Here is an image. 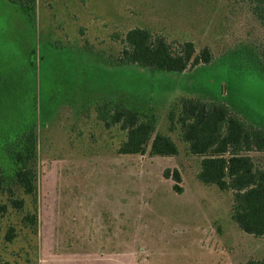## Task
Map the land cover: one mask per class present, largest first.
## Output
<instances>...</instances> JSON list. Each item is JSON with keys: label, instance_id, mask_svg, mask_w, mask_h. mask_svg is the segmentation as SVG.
Listing matches in <instances>:
<instances>
[{"label": "rangeland", "instance_id": "rangeland-1", "mask_svg": "<svg viewBox=\"0 0 264 264\" xmlns=\"http://www.w3.org/2000/svg\"><path fill=\"white\" fill-rule=\"evenodd\" d=\"M134 27L173 44L191 40L197 53L209 46L214 58L183 72L115 62L116 37ZM263 52L264 23L247 0H36L29 11L0 0V168L13 190L0 193V264L264 259V236L232 219L231 191L198 178L201 158L168 120L182 98L196 97L225 102L264 128ZM109 100L153 113L178 155L119 153L126 132L96 112ZM28 130L37 136L36 195L9 180L10 148ZM251 155L264 162V152ZM175 168L181 193L165 175ZM33 213L36 231L25 218Z\"/></svg>", "mask_w": 264, "mask_h": 264}, {"label": "trees", "instance_id": "trees-1", "mask_svg": "<svg viewBox=\"0 0 264 264\" xmlns=\"http://www.w3.org/2000/svg\"><path fill=\"white\" fill-rule=\"evenodd\" d=\"M11 1L19 3L24 11L36 4V0ZM247 1L252 12L264 23V0ZM116 38L123 44L114 58L119 63L183 72L199 64H208L214 58L209 46L197 53L191 40L173 44L163 34H153L144 27L131 28L124 37ZM262 58L264 64V52ZM96 112L106 127L118 126L126 132V139L117 150L119 153L178 155L175 139L157 131V118L153 113L140 112L122 100L103 101L96 106ZM168 120L169 131L177 130L187 151L201 158L198 178L222 191H231L232 219L244 232L263 237L264 162L257 163L251 152H264V128L246 120L225 102L196 97L182 98L169 110ZM9 154L14 164L10 182L22 188L26 195H36L37 136L34 130L21 134ZM165 175L172 177L175 181L173 189L181 193L179 170L167 169ZM6 182L7 177L0 168V193L5 190L13 193L11 187L5 188ZM11 201L14 207H23V199L12 198ZM25 218L36 231L37 214H27ZM13 236L10 228L8 240ZM247 264H264V259L249 260Z\"/></svg>", "mask_w": 264, "mask_h": 264}, {"label": "crops", "instance_id": "crops-1", "mask_svg": "<svg viewBox=\"0 0 264 264\" xmlns=\"http://www.w3.org/2000/svg\"><path fill=\"white\" fill-rule=\"evenodd\" d=\"M111 261H113L115 264H125L123 261H120L117 258H111Z\"/></svg>", "mask_w": 264, "mask_h": 264}]
</instances>
